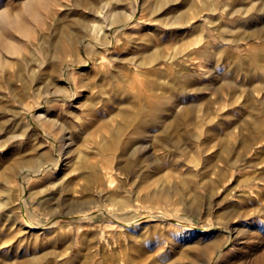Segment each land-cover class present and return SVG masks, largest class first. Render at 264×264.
<instances>
[{
    "label": "rangeland",
    "instance_id": "obj_1",
    "mask_svg": "<svg viewBox=\"0 0 264 264\" xmlns=\"http://www.w3.org/2000/svg\"><path fill=\"white\" fill-rule=\"evenodd\" d=\"M0 264H264V0H0Z\"/></svg>",
    "mask_w": 264,
    "mask_h": 264
},
{
    "label": "bare ground",
    "instance_id": "obj_2",
    "mask_svg": "<svg viewBox=\"0 0 264 264\" xmlns=\"http://www.w3.org/2000/svg\"><path fill=\"white\" fill-rule=\"evenodd\" d=\"M62 34H64V33H62ZM65 35V34H64ZM62 39V38H61ZM59 43V42H58ZM67 44V43H66ZM68 45V44H67ZM224 150L228 153V154H231V148L229 147V146H226L225 148H224ZM224 160V159H223ZM103 167L105 168V169H103V170H105L107 173L109 172V167H110V165L109 164H104L103 165Z\"/></svg>",
    "mask_w": 264,
    "mask_h": 264
}]
</instances>
